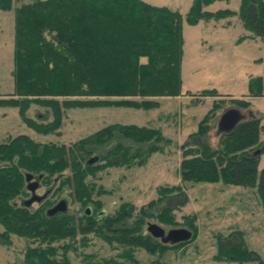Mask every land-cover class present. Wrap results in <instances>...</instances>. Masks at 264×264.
I'll return each instance as SVG.
<instances>
[{"label": "trees", "instance_id": "trees-1", "mask_svg": "<svg viewBox=\"0 0 264 264\" xmlns=\"http://www.w3.org/2000/svg\"><path fill=\"white\" fill-rule=\"evenodd\" d=\"M214 1L228 0H196L187 22L196 25L235 15L229 10L203 12ZM14 2L0 0V9L10 10ZM14 11L13 74L18 98L0 99V107H18L25 124L37 134H57L63 111L72 107L152 109L156 107L153 101L130 99L182 93L183 16L178 12L142 0H36ZM239 18L252 37L264 40V0H242ZM200 96L220 97L213 91ZM96 97L107 100H80ZM224 102L222 98L214 101L198 132L186 142L180 162L182 180L253 188L264 207V167L259 170L264 143L260 118L249 111L250 102L229 99L227 108L248 115L233 131L219 134L217 148L205 140L219 118L213 113ZM32 104L50 108L53 119L43 122L25 116ZM162 143L168 141L157 129L116 123L72 145L40 143L27 135L0 144L2 236L4 241L26 242L23 261L8 264H71L68 254H62L65 246L76 249V243L84 245L92 235L116 253L100 258L85 254L83 264H171L163 262L164 254L190 243L195 235L188 242L163 244L144 224L148 218L171 223L172 209L163 207L164 202L171 191L185 198L183 188L161 186L157 199L145 207L137 210L122 201L114 213L107 214L99 198L104 190L93 186L100 170L142 166L153 153L163 150ZM92 157L98 161L90 164ZM26 174L41 176V185L53 189L44 201L35 203L36 208L23 204L29 195ZM63 191L77 205L48 216L47 210ZM226 240L218 245L217 258L240 264L259 260L242 240L236 246ZM136 250L154 259L141 262Z\"/></svg>", "mask_w": 264, "mask_h": 264}, {"label": "rangeland", "instance_id": "rangeland-1", "mask_svg": "<svg viewBox=\"0 0 264 264\" xmlns=\"http://www.w3.org/2000/svg\"><path fill=\"white\" fill-rule=\"evenodd\" d=\"M36 0H15L13 8L0 9V99L18 98L14 94V40L15 8ZM150 5L165 7L183 16V56L181 65L182 93L177 97L132 98L142 102L153 101L152 109L123 107L80 108L63 111L62 125L57 134L40 135L28 127L18 107H0V144H6L19 135H27L36 142L72 145L111 124L145 126L160 131L164 140L163 150L153 153L142 166L130 169L100 170L93 186L104 190L99 198L107 214L114 213L120 202L133 204L139 210L158 197L161 186L180 185L185 193L171 191L163 207L172 209L171 223H160L148 218L145 226L156 223L166 231L191 229L194 240L164 254L163 262L171 264H240L221 259L218 245L226 239L235 246L245 243L248 250L255 252L259 260L244 264H264V207L256 189L216 183H189L182 180L180 162L186 142L197 133L200 123L213 109L214 101L225 99L213 116L217 118L229 107V99L250 102L249 111L260 118L261 143H264V40L252 37L239 18L242 0L214 1L203 7V12L215 13L229 10L235 13L223 19L202 20L196 25L187 22L196 0H142ZM258 82V83H257ZM253 83V87L251 85ZM210 91L220 97L200 96ZM260 92V96H250ZM248 97V98H246ZM81 101L107 100L103 98H81ZM112 100V99H111ZM228 102V103H227ZM247 114V111L243 110ZM25 116L49 122L53 119L50 108L32 104ZM218 120V119H217ZM217 122L205 136L208 144L217 148L220 137ZM195 143V142H194ZM261 145V144H259ZM264 167L262 158L259 170ZM48 188L41 185L38 194ZM64 191L58 200L67 199L73 210L77 205ZM30 193L25 198L29 199ZM54 205V206H55ZM33 204V208H36ZM0 225V264L22 262L26 242L20 239L4 241ZM193 236V235H192ZM225 242V243H226ZM244 246V245H243ZM62 254H68L71 264H83L85 254L96 258L111 256V248L97 236L76 243V249L65 246ZM141 262L154 259L145 251L136 250ZM224 260V261H223Z\"/></svg>", "mask_w": 264, "mask_h": 264}, {"label": "water", "instance_id": "water-1", "mask_svg": "<svg viewBox=\"0 0 264 264\" xmlns=\"http://www.w3.org/2000/svg\"><path fill=\"white\" fill-rule=\"evenodd\" d=\"M246 115L243 114L239 109L237 108H229L226 111H224L217 122V131L218 133H229L233 131L243 120H245ZM260 151H256L254 155H258ZM95 158H92L90 160V164H93L95 162ZM41 176L39 177V179ZM34 175L32 174H26V182H27V190L31 193L30 199L26 200L23 204L27 207H30L34 203H40L42 202L49 192L44 194L43 196H38L36 194V190L39 188V180H35ZM68 205L66 200H61L59 203H57L54 207L47 210L48 216H55L58 213H66L68 212ZM90 212V210H89ZM147 231L156 239H160L163 244H171L175 245L182 242H188L192 239V232L188 229L181 228V229H172L166 231L161 226H159L156 223H148L147 224Z\"/></svg>", "mask_w": 264, "mask_h": 264}, {"label": "flooded vegetation", "instance_id": "flooded-vegetation-1", "mask_svg": "<svg viewBox=\"0 0 264 264\" xmlns=\"http://www.w3.org/2000/svg\"><path fill=\"white\" fill-rule=\"evenodd\" d=\"M92 158H95V160H96L95 162L98 161V158H97V157H92ZM92 158H91V159H92ZM95 162H94V163H95ZM35 180H39V181H40L39 188L36 190V194H37L38 196H43V195L46 194L47 192H49V194H50L51 190H53L52 188H50V189H47L46 192H45L44 194H38L37 192L41 189V179H39L38 177H36V178L33 179V181H35ZM49 194H48V195H49ZM48 195H47V197H48ZM30 197H31V193H30L29 198H30ZM47 197H46V198H47ZM44 200H45V199H44ZM44 200H43V201H44ZM61 200H63V199H61ZM61 200H60V201H61ZM64 200H65V199H64ZM66 201H67V200H66ZM67 205H68V202H67Z\"/></svg>", "mask_w": 264, "mask_h": 264}, {"label": "crops", "instance_id": "crops-1", "mask_svg": "<svg viewBox=\"0 0 264 264\" xmlns=\"http://www.w3.org/2000/svg\"><path fill=\"white\" fill-rule=\"evenodd\" d=\"M246 98H248V97H246ZM218 133V132H217ZM219 136V135H218Z\"/></svg>", "mask_w": 264, "mask_h": 264}]
</instances>
